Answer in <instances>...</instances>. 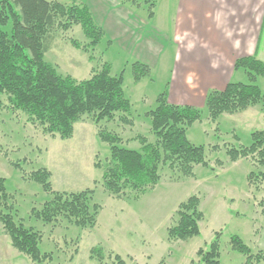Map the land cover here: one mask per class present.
<instances>
[{
    "label": "rangeland",
    "instance_id": "1",
    "mask_svg": "<svg viewBox=\"0 0 264 264\" xmlns=\"http://www.w3.org/2000/svg\"><path fill=\"white\" fill-rule=\"evenodd\" d=\"M76 2L87 5L94 21L104 30L103 38L89 51L77 48L70 38L81 44L88 40L80 25L74 24L66 31L56 32L44 58L60 74L76 79L87 78L100 61L110 63L113 75L123 71L124 93L132 103V123L121 122L117 116L104 125L119 133L122 144L128 148L139 149L140 144L134 139L137 134L154 140L144 113L155 107L156 95L168 89L172 71L179 68L174 61L178 44L190 52L192 44H198L210 52L216 66L227 63L231 81H248L242 69H233V62L246 50H253L256 43L258 58L264 60V0H208L197 9L193 6L195 0ZM209 19L214 21L215 28L223 30L228 51H224L223 43L218 45L201 29V21L207 28ZM151 44L158 48L156 64L154 60L150 62ZM166 55L169 60L163 64ZM137 60L147 63L151 73L135 83L131 64ZM187 81L195 85L194 79ZM255 83L264 91V75ZM199 109L201 118L187 127V136L192 143L204 146L208 166L197 164L192 176H183L177 169L161 164L157 185L135 199L133 192L119 198L104 191L99 182L94 183L102 172L94 163L97 159L103 163L109 149L98 138L89 117L75 122L73 135L62 139L27 123L23 114L14 117L8 110H2L0 147L7 149L8 155L0 153V176L5 178L6 191L12 195L14 218L39 231L40 251L52 254L51 260L43 264H97L96 258L89 256L93 246L103 249L104 264H113L116 253L127 264H159L161 259L164 264H199L196 251L208 247L215 231L221 233L220 264H244V255L231 249L229 240L233 234L240 236L252 250L264 252V180L258 177L250 184L247 180L250 171L264 172V166L255 163L252 157L232 161L227 154L232 146L250 145L252 131L264 130V107L258 103L237 113H224L216 122L208 118L204 104ZM9 159L20 161L22 170ZM40 167L50 171V182L56 191L94 188L92 202L100 207L92 228L76 226L61 216L44 223L31 214L33 207L40 208L50 198L41 184L24 177ZM192 194L199 197L203 213L200 233L171 242L167 227L174 223L179 202ZM0 264H31L25 254L11 245L1 224Z\"/></svg>",
    "mask_w": 264,
    "mask_h": 264
},
{
    "label": "trees",
    "instance_id": "2",
    "mask_svg": "<svg viewBox=\"0 0 264 264\" xmlns=\"http://www.w3.org/2000/svg\"><path fill=\"white\" fill-rule=\"evenodd\" d=\"M74 24L80 25L88 41L81 44L70 38V42L84 51L93 49L104 36L103 28L94 21L87 5L76 0L70 3L0 0V113L6 109L14 117L23 114L27 123L62 139L73 135L75 122L89 117L97 129L98 138L109 149V156L103 163L99 159L94 163L102 171L100 179L94 183L99 182L104 191L119 198L133 192L135 199L153 189L160 179L161 164L177 169L183 176H192L197 164L208 166L204 146L192 143L187 136V127L201 118V109L169 102L166 88L156 95L155 107L144 113L150 121L153 141L137 134L134 139L140 144L139 149L128 148L122 144L124 141L119 133L104 125L117 116L121 122L132 123V103L124 93L123 71L113 75L110 63L100 61L87 78L76 79L60 74L44 58L56 32L60 29L66 31ZM233 69H242L248 81L229 80L222 89L207 92L204 106L211 122H216L221 114L237 113L258 103L264 107V91L255 83L264 75V60L254 54L243 55L234 60ZM131 70L135 83L151 73L150 66L138 60L131 64ZM251 139L250 145L232 146L227 154L232 161L252 157L255 163L264 166V130L252 131ZM7 152L0 147L3 156L7 157ZM9 162L22 170L20 161L9 159ZM50 176L45 167L24 176L41 184L42 189L50 194L40 208L31 209V214L44 223H51L61 216L76 226L92 228L100 207L92 202L94 188L56 191L52 188ZM258 177L264 180V172L250 171L248 183ZM11 198L5 188V178L0 176V224L11 245L25 254L31 264L51 260V252L39 249L41 233L14 218ZM199 202L196 194L179 202L174 223L167 227L169 241L186 240L200 233L199 222L203 213ZM220 235V231H215L208 247L197 249L199 264H220ZM229 241L232 250L244 255V264H264L263 250H252L235 234ZM89 256L96 258L97 264H104L105 253L101 247L93 246ZM163 263L164 259H161L159 264ZM113 264L127 262L116 253Z\"/></svg>",
    "mask_w": 264,
    "mask_h": 264
},
{
    "label": "crops",
    "instance_id": "3",
    "mask_svg": "<svg viewBox=\"0 0 264 264\" xmlns=\"http://www.w3.org/2000/svg\"><path fill=\"white\" fill-rule=\"evenodd\" d=\"M209 3L208 0H195L193 6L197 9L200 5L204 6ZM199 18L201 16H198ZM206 15H202V19L205 20ZM138 19V18H134ZM201 24V29H204V34L211 40L224 47V51H228L229 44H224L225 37L223 30L215 28L214 21L209 19V26L205 27L204 21ZM200 22V21H199ZM217 26V25H216ZM225 28V27H224ZM225 30V29H224ZM153 41V40H150ZM224 41V42H223ZM191 52L178 44V49L175 52L174 61L179 68L176 67L175 71H172L171 81L168 82V100L174 104H187L192 106L201 107L204 104L206 93L211 89H222L225 84L230 80L232 72L230 71L227 63L221 66H216L210 59V52L199 47L198 44H192ZM150 48V62L154 60L157 63L158 48L151 44ZM244 55L255 54L258 57L257 43L253 50H246ZM166 59L169 60V56L164 57L163 64H166ZM236 59V58H235ZM150 64V63H149ZM190 70V71H189ZM192 79H191V78ZM187 79H194L195 85H189ZM2 228V227H1ZM3 230V229H2ZM5 234V233H4ZM6 235V234H5ZM146 257H149L146 256ZM164 264V263H163Z\"/></svg>",
    "mask_w": 264,
    "mask_h": 264
}]
</instances>
